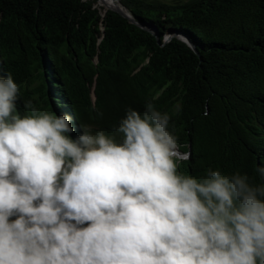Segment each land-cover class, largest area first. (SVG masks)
Wrapping results in <instances>:
<instances>
[{
    "label": "clouds",
    "instance_id": "clouds-1",
    "mask_svg": "<svg viewBox=\"0 0 264 264\" xmlns=\"http://www.w3.org/2000/svg\"><path fill=\"white\" fill-rule=\"evenodd\" d=\"M20 90L0 77V264H264V183L180 172L169 112L129 107L73 139L68 114L21 116Z\"/></svg>",
    "mask_w": 264,
    "mask_h": 264
},
{
    "label": "trees",
    "instance_id": "trees-1",
    "mask_svg": "<svg viewBox=\"0 0 264 264\" xmlns=\"http://www.w3.org/2000/svg\"><path fill=\"white\" fill-rule=\"evenodd\" d=\"M121 3L143 28L94 0H0V77L21 86L19 114L29 101L68 114L75 139L151 102L172 115L180 172L264 183V0Z\"/></svg>",
    "mask_w": 264,
    "mask_h": 264
},
{
    "label": "water",
    "instance_id": "water-1",
    "mask_svg": "<svg viewBox=\"0 0 264 264\" xmlns=\"http://www.w3.org/2000/svg\"><path fill=\"white\" fill-rule=\"evenodd\" d=\"M122 0H120L118 2V6L113 8V7H109L107 8L106 10H103L102 12V15L104 14L105 11H112V12H115L117 14H119L121 17L127 19L130 23L132 24H135L136 26H139L141 28H143L141 25H139L135 20H133V18L131 17L130 13L127 11V9L122 5L121 3ZM182 41H184L189 47L191 50H193L195 52V49H194V45H192L190 42L182 39Z\"/></svg>",
    "mask_w": 264,
    "mask_h": 264
},
{
    "label": "bare ground",
    "instance_id": "bare-ground-1",
    "mask_svg": "<svg viewBox=\"0 0 264 264\" xmlns=\"http://www.w3.org/2000/svg\"><path fill=\"white\" fill-rule=\"evenodd\" d=\"M98 2H100L102 5H104L105 7H117L115 2L119 1V0H97Z\"/></svg>",
    "mask_w": 264,
    "mask_h": 264
},
{
    "label": "rangeland",
    "instance_id": "rangeland-1",
    "mask_svg": "<svg viewBox=\"0 0 264 264\" xmlns=\"http://www.w3.org/2000/svg\"><path fill=\"white\" fill-rule=\"evenodd\" d=\"M95 1V7H97L98 9H100V7H102L103 9H107V7H105L104 5H102L100 2H98L97 0H94ZM120 1V0H119ZM119 1H116L115 4ZM118 6V4H117ZM102 12V10H101ZM103 13V12H102ZM94 99V98H93Z\"/></svg>",
    "mask_w": 264,
    "mask_h": 264
}]
</instances>
